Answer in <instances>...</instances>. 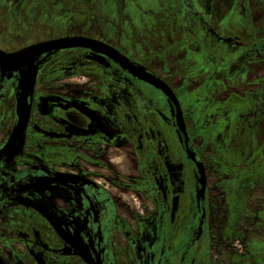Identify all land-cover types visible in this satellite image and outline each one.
Returning a JSON list of instances; mask_svg holds the SVG:
<instances>
[{
  "label": "flooded vegetation",
  "instance_id": "obj_1",
  "mask_svg": "<svg viewBox=\"0 0 264 264\" xmlns=\"http://www.w3.org/2000/svg\"><path fill=\"white\" fill-rule=\"evenodd\" d=\"M114 2L0 0V264H264V0Z\"/></svg>",
  "mask_w": 264,
  "mask_h": 264
},
{
  "label": "rangeland",
  "instance_id": "obj_2",
  "mask_svg": "<svg viewBox=\"0 0 264 264\" xmlns=\"http://www.w3.org/2000/svg\"><path fill=\"white\" fill-rule=\"evenodd\" d=\"M71 1L72 0H70V2ZM78 1L82 2V0H78ZM86 1H88L91 4V8L93 12L96 13L97 15H102V14L107 15V12H106L107 10L109 11V14H112L113 10L116 8L115 2L112 3L114 0H86ZM86 21L89 23L94 22L92 18H87V17H86ZM99 25H102V24L99 23ZM68 59L70 60V58L67 56L66 60ZM47 62L52 63V65L50 66L51 70L47 72V76L60 77L62 74L61 70H63L62 63H64L65 60H63L62 58V59H57L56 61H52V62H50L49 60ZM73 76H76L79 79L82 78V76H79V75H67L65 77H73ZM188 85H185L183 87L185 91L186 89L189 88ZM191 123H192V126L194 127V139H195L196 147L200 149V152L203 155H206L207 157H209L210 161L213 163L214 160L216 159V155L218 152L217 151L218 145H220L221 142L223 141L225 134L223 133L222 135H218L216 140L214 139H210V141L208 139L203 140V137L201 135V130H204L209 125V121L207 117L200 116L199 113L195 112L194 116L192 117ZM125 157L126 156L120 153L119 151H115L114 166L121 168V166L126 162ZM212 174L220 175L222 173H220L219 171L213 170ZM140 195L141 194H139L138 192L137 193L132 192L131 194H127V196L123 198L124 199L131 198L132 202L135 204V206H137L139 199L137 200L136 197L138 196L140 197Z\"/></svg>",
  "mask_w": 264,
  "mask_h": 264
},
{
  "label": "water",
  "instance_id": "obj_3",
  "mask_svg": "<svg viewBox=\"0 0 264 264\" xmlns=\"http://www.w3.org/2000/svg\"><path fill=\"white\" fill-rule=\"evenodd\" d=\"M97 46H103V44L96 42L91 39L82 38V37H67V38H61L56 40H50L47 42L39 43L36 45H33L31 47H28L22 51H19L18 53L11 54L9 57L11 59H17L18 57H38L42 54L49 53L52 51L62 50V49H69V48H76V47H83V48H91L95 49ZM107 48V47H106ZM109 49V48H108ZM111 50V49H110ZM113 51V50H111ZM114 58L118 60L123 67L132 69L133 72H135L140 78L148 82L149 84L153 85L155 88L162 90L166 95L171 97L170 91L168 88L163 84L161 81L156 79L154 76L148 74L141 68H137L130 64L125 58H123L121 55H119L117 52L113 51ZM174 100V98H171ZM199 173H200V182L203 185V171L201 167L199 166Z\"/></svg>",
  "mask_w": 264,
  "mask_h": 264
}]
</instances>
